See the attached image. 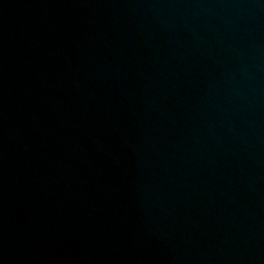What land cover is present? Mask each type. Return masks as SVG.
I'll return each mask as SVG.
<instances>
[{
  "label": "water",
  "instance_id": "1",
  "mask_svg": "<svg viewBox=\"0 0 264 264\" xmlns=\"http://www.w3.org/2000/svg\"><path fill=\"white\" fill-rule=\"evenodd\" d=\"M0 264H264V0H0Z\"/></svg>",
  "mask_w": 264,
  "mask_h": 264
}]
</instances>
